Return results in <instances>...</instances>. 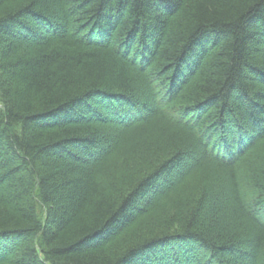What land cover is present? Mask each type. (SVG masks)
<instances>
[{"label":"trees","instance_id":"16d2710c","mask_svg":"<svg viewBox=\"0 0 264 264\" xmlns=\"http://www.w3.org/2000/svg\"><path fill=\"white\" fill-rule=\"evenodd\" d=\"M0 264H264V0H0Z\"/></svg>","mask_w":264,"mask_h":264}]
</instances>
